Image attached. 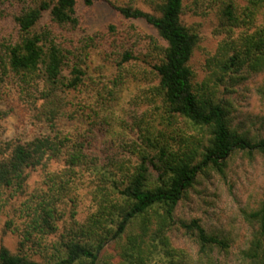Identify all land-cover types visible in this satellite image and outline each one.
<instances>
[{
  "label": "trees",
  "instance_id": "obj_1",
  "mask_svg": "<svg viewBox=\"0 0 264 264\" xmlns=\"http://www.w3.org/2000/svg\"><path fill=\"white\" fill-rule=\"evenodd\" d=\"M100 2L117 10L119 20L128 22V28L120 30L118 22L110 26L107 36L97 33L78 38L83 26L79 0H0L2 79L14 74L25 85L35 84L43 67L49 86L75 92L81 86L92 52L109 42L104 58L120 55L122 60L117 73L105 77L106 82L100 86L103 84L104 92L116 95L131 76L124 64L131 59L133 50L121 52L120 48L139 40L140 32L133 22L145 21L166 45L162 61L154 68L159 83L153 89L162 100V116L155 123L163 129L154 123L143 136V145L155 157L142 156L126 178V186L119 191L121 200L107 198L88 224L67 232L61 241L46 245L48 238L58 231L62 218L59 208L70 192L76 168L94 165L97 159L96 146L103 131H88L70 148L65 147L69 148L66 174L59 177L60 181L50 175L49 190L35 203L26 204L25 223L20 231L21 251L1 248L0 264H39L25 253L31 247L50 258L47 264H153L156 256L169 255L166 229L174 223L177 206L202 172L211 168L222 173L236 151L264 155V140L253 143L231 131L223 107L200 98L194 91L189 63L199 36L193 27L182 23V17L189 12H215L220 17L228 29V41L220 48L222 56H217L223 58L216 62L222 71H228L244 62L248 54H264V0H161L157 14L137 8L133 0L124 7H117L110 0H82L85 9ZM7 24L14 30L9 31ZM236 29L245 31L244 35L235 38ZM230 51L234 53L224 60ZM67 68L72 78L66 82L63 73ZM84 109H79L78 115L84 116ZM5 114L0 110V119ZM203 128L211 130L210 145L202 158L193 163L197 151L194 131ZM61 145V139L48 137L14 143L9 159L0 162V189L11 190L13 195L19 193L24 187L26 170L46 166L50 159L61 155ZM152 167L158 174L156 179L152 178ZM184 228L197 232L203 250L213 245L228 247L224 240L209 235L198 221ZM109 238L117 240L118 263L102 255ZM248 258L252 264H264V239H257Z\"/></svg>",
  "mask_w": 264,
  "mask_h": 264
},
{
  "label": "rangeland",
  "instance_id": "obj_2",
  "mask_svg": "<svg viewBox=\"0 0 264 264\" xmlns=\"http://www.w3.org/2000/svg\"><path fill=\"white\" fill-rule=\"evenodd\" d=\"M110 1L124 7L132 0ZM133 1L137 8L150 14H157L161 3V0ZM79 2L83 26L78 38L97 33L107 36L110 26L118 22H121L120 30L128 28V22L119 20V12L110 4L100 2L85 9L82 0ZM182 23L193 27L199 36L189 63L194 91L200 98L223 107L231 131L253 143L264 140V54H248L239 66L222 71L216 60L223 58L217 56H222L220 48L228 41V29L220 17L215 12H189L182 17ZM133 24L140 32L139 40L120 48L121 52L133 50L131 59L124 64L131 76L116 95L102 88L105 77L114 76L122 60L120 55L104 58L109 42L92 52L81 86L75 92L49 86L44 80L43 67L38 71L37 83L30 85L22 83L14 74L2 79L0 72V110L6 113L0 119V162L9 159L14 143L35 138H59L64 147L61 155L50 159L46 166L26 170L24 187L19 193L13 195L11 190L0 189V250L4 247L14 253L21 251L20 231L26 215L23 209L49 190L50 175L60 181L59 177L66 174L67 151L88 131H103L96 146L97 159L94 165L76 168L70 192L59 208L62 218L57 224L58 231L48 238L46 245L59 242L67 232L88 224L107 198L121 200L119 191L126 186V178L142 156L155 157L143 145V136L149 125H154L162 116V100L153 90L159 83L154 68L162 61L166 45L145 21ZM7 29L13 31L14 27L7 24ZM244 33L236 29L234 37ZM233 53L228 52L224 60ZM70 72L67 68L63 73L66 82L72 78ZM82 107H85L84 116L78 115ZM155 125L163 129L158 123ZM194 135L197 151L193 163H196L210 145L212 135L209 128L195 129ZM151 173L153 179L158 177L153 167ZM262 217L264 155L236 151L222 173L211 168L205 170L185 193L176 208L174 223L166 229L169 255L156 256L153 264H252L248 253L257 239H264ZM193 221H198L209 235L224 240L228 247L213 245L203 250L197 232L184 228ZM116 242L109 238L102 255L118 263ZM25 253L39 264L50 261L47 256L34 252L33 247Z\"/></svg>",
  "mask_w": 264,
  "mask_h": 264
}]
</instances>
